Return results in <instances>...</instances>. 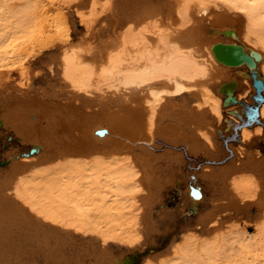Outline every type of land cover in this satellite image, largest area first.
<instances>
[{"label":"bare ground","instance_id":"obj_1","mask_svg":"<svg viewBox=\"0 0 264 264\" xmlns=\"http://www.w3.org/2000/svg\"><path fill=\"white\" fill-rule=\"evenodd\" d=\"M186 1L0 0V264H264V2Z\"/></svg>","mask_w":264,"mask_h":264},{"label":"rangeland","instance_id":"obj_2","mask_svg":"<svg viewBox=\"0 0 264 264\" xmlns=\"http://www.w3.org/2000/svg\"><path fill=\"white\" fill-rule=\"evenodd\" d=\"M176 3H178V4H180L179 3V1L180 0H174ZM238 10L240 11V12H242V13H247V14H250V11H248L246 8H244V7H242V6H240V7H238ZM51 30V28L48 30V31H46V33L48 32V33H50V34H46V35H49L48 37H50L51 35H52V33L53 34H55L54 36H56V37H53L54 39H56V41L57 40H59V36L55 33V31H54V29H52L51 31H53V32H51L50 31ZM140 30V29H139ZM50 31V32H49ZM134 31H138L136 28H135V30ZM141 31H142V33H143V36H141L140 38L141 39H143V41L148 45V48H151V49H153L154 48V45H155V43L157 42V39H158V36H156V33H154L153 31H151V30H149V29H141ZM44 34V35H45ZM45 35V36H46ZM47 37V38H48ZM59 37V38H58ZM53 38H51L50 37V39L52 40ZM224 40V39H223ZM50 48H53V46H51V43H47V44H44V43H42V44H37L35 47H34V49H35V53H33V56L31 57V59H35L38 55H40L42 52H44L45 50H47V49H50ZM127 54H130L129 55V57H127V58H124V59H122L121 60V64H123V67H122V69H121V72L123 71L124 73H122V75H124L125 74V76L124 77H122V75L120 74V75H118V74H115L114 75V77L115 78H119V79H117V80H119V81H123V79H124V81L126 82L127 81V79H129L128 78V76L130 75L131 76V78H135L134 77V74L135 73H137V71H139V70H143V74H144V72H146L145 70L148 68V66H149V64H147L145 61H143V62H138V61H133L132 60V51H131V48H128V50H127ZM131 56V57H130ZM151 61H155V60H151ZM160 64H161V61H160ZM147 73V72H146ZM145 75V74H144ZM123 79H122V78ZM172 78V75H167V74H162V75H160V76H153V78H152V81H156V83L158 82V81H171L170 79ZM126 79V80H125ZM139 79V81H140V83L141 82H147V80H145V78L144 77H140V78H138ZM151 81V82H152ZM124 82V83H125ZM183 85V84H182ZM183 87H184V89L185 90H187V91H189V90H192V88L191 87H189V86H186V85H183ZM154 87H152L151 85H149V83H147V85L145 86V88H143V89H141V91H140V93H144L145 91H150V90H152ZM169 88V87H168ZM163 88V89H159V90H157L158 91V93H162L161 91H163V92H168V91H171V89L169 88ZM117 84H114V83H112V84H108V85H105L104 87H103V89H98V90H93V89H91L90 91L88 90L87 91V93H85V94H87V95H93V94H98V97H101V95H112V94H114L115 92H117ZM111 90V91H110ZM122 91V90H121ZM121 91H119V92H121ZM123 92V91H122ZM264 92V91H263ZM224 95V94H223ZM252 100V99H251ZM200 106H204V107H206L207 105H205V104H201ZM234 106H236V105H231V106H228L227 108H225L226 110L227 109H231L232 107H234ZM228 117H230V116H228ZM5 142L4 143H2L1 144V146H5ZM262 148H264V146L262 145L261 146ZM263 152V151H262ZM23 158H27L26 156H23ZM8 159V158H7ZM7 159H2V157H0V162L1 161H3V160H7ZM204 166H207V167H213V165H204ZM166 203H167V205H168V207H173V206H175L176 205V203H177V198H176V196L175 195H173L172 193H170V198L166 201ZM255 209H253V212H255L254 211ZM227 225V224H226ZM225 225V226H226ZM247 230L248 231H250V232H252L253 230H254V227L252 226V224L251 225H248L247 226Z\"/></svg>","mask_w":264,"mask_h":264},{"label":"water","instance_id":"obj_3","mask_svg":"<svg viewBox=\"0 0 264 264\" xmlns=\"http://www.w3.org/2000/svg\"><path fill=\"white\" fill-rule=\"evenodd\" d=\"M213 52H214V56L216 57V59L218 61H222L226 64H239L242 60H246L249 61V58L242 53L241 51L234 55L231 52L232 51V45H228V44H215L213 46ZM251 77L253 79V85L255 87L256 90V94L252 97L253 100H255V102H257V104H259V102L262 101L263 97L261 95V91L263 90V84L262 82L257 79L256 75L254 73L251 74ZM231 102H236L234 98H228ZM240 103H242L244 105V107L247 108V114H246V124H250L251 122H253L254 120H256V116H257V112H258V105H250L246 102L240 101ZM238 118L239 115L235 114ZM236 128L235 127V132L234 135L232 136L233 138L236 135ZM97 134L99 135H103L106 133L105 129L102 130H98L96 131ZM34 152V149L31 150V153ZM5 162H2V164H4ZM190 194L194 197V198H199L201 196V193L198 189L191 187L190 189Z\"/></svg>","mask_w":264,"mask_h":264},{"label":"flooded vegetation","instance_id":"obj_4","mask_svg":"<svg viewBox=\"0 0 264 264\" xmlns=\"http://www.w3.org/2000/svg\"><path fill=\"white\" fill-rule=\"evenodd\" d=\"M186 2H188V4H189V0H187ZM125 81H120V82H116V84H117V90L118 91H121V90H123V91H129L130 93H138V91L139 90H141V88H142V85H139V83H137V82H125ZM111 91V90H110ZM117 91V92H118ZM151 94H152V96L150 97L149 95L150 94H147L148 96H147V101H148V103H150V104H155L158 100H157V98H158V93H157V91H151L150 92ZM172 94V93H171ZM145 95V94H144ZM146 96V95H145ZM143 97L144 96H140V100H143Z\"/></svg>","mask_w":264,"mask_h":264},{"label":"snow or ice","instance_id":"obj_5","mask_svg":"<svg viewBox=\"0 0 264 264\" xmlns=\"http://www.w3.org/2000/svg\"><path fill=\"white\" fill-rule=\"evenodd\" d=\"M262 2H264V0H262Z\"/></svg>","mask_w":264,"mask_h":264}]
</instances>
